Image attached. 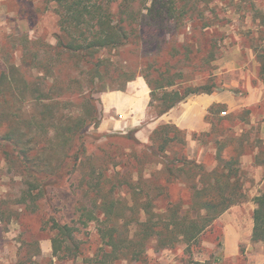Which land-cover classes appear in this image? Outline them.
<instances>
[{
	"label": "trees",
	"instance_id": "16d2710c",
	"mask_svg": "<svg viewBox=\"0 0 264 264\" xmlns=\"http://www.w3.org/2000/svg\"><path fill=\"white\" fill-rule=\"evenodd\" d=\"M45 1L55 6L58 18L55 42L44 44L41 38L22 36V43L34 48L22 46L26 53L20 66L9 63V56L4 57L0 71V147L9 150L8 160L23 178L14 205L23 206L21 213L35 209L51 190L60 194L69 191L65 186L68 176L80 171L73 190L80 196L73 204V220L61 223L55 216L50 218L52 256L58 260L82 258L90 264L139 262L153 243V248L162 250L198 241L222 214L246 201L240 175L242 158L250 156L253 166L264 168L262 128H257L252 138L247 126L250 114L264 106V98L256 106L239 111L245 121L243 127L249 130L239 133L225 125H235L234 113L216 116L219 104L211 106L205 117L211 122V130L192 133L190 139L189 134L171 124H159L145 144L136 138L138 128L125 135L97 134L102 142H89L85 133L101 123L102 104L98 109L100 100L95 95L124 92L128 83L139 79L149 90L147 107L154 110L155 119L190 96L212 95L225 88L210 74L207 79L202 76L203 82H195L193 71L199 66L191 61L195 51L190 44L174 43L165 52L172 55V63L158 65L152 56L141 70L124 65L111 69L99 54L107 50L123 54V47H133L129 52L139 53L143 50L140 44L146 41L142 33L145 28L170 35L180 34L190 25L201 35L210 32L214 36L226 22L212 15L214 11L208 13L211 0ZM240 2L252 22L257 23L260 38L252 40L250 48L264 74V0ZM209 48L215 47L210 43ZM158 50L162 52L163 48ZM211 52L200 58L201 66L212 67L215 58ZM147 54L154 55L149 51ZM72 66L88 70L86 90L79 78L70 84L58 79L64 68ZM34 71L38 76L32 75ZM52 73L56 80L45 92L44 74ZM82 74L78 71V75ZM234 91L240 97L247 95ZM67 95L81 106L80 115L63 112L62 104L69 102L64 100ZM25 105L30 106V111L24 112ZM51 131L53 135L49 137ZM203 135L210 137L204 145H212V151L205 154L211 163L188 155V141H199ZM253 202L250 241L264 246V194L255 196ZM21 213L0 208V221L8 224ZM91 225L99 247L92 258H87L78 235ZM23 243L26 246L18 264L40 255L37 240Z\"/></svg>",
	"mask_w": 264,
	"mask_h": 264
},
{
	"label": "rangeland",
	"instance_id": "374dc122",
	"mask_svg": "<svg viewBox=\"0 0 264 264\" xmlns=\"http://www.w3.org/2000/svg\"><path fill=\"white\" fill-rule=\"evenodd\" d=\"M243 5L240 0L210 1L208 13L210 10L214 11L212 15H217L220 20L226 22L223 27H219L214 36L210 35V32L201 35L199 30H193L190 25L180 34L171 32L170 35H164V31L160 32L158 29L145 28L142 33L146 37V41L143 40L140 44L139 48H143V50L139 53L132 54L129 52V49L133 47H123L126 48L123 54L107 50L99 54V58L101 61L109 63L111 69L124 65L130 66L132 70L134 66H138L137 70H141L152 60V56L157 60L158 65H164L167 62L172 63V55H167L165 52L172 49L174 43L178 45L181 43L190 44L192 46L190 49L195 51V59L191 61L194 66L196 64L199 66L193 71L195 82H203L204 78L207 79L211 75L216 82L222 83L225 87L219 92L235 93L234 90L247 92V95L242 97L233 93L235 98L239 99V104L231 108L227 105H221L216 116L222 117L221 112H226V116L234 113L236 116L235 125L232 123H225V125H231L236 133L241 132V130L249 131L248 128L243 127L245 121L240 116L239 111L243 108L256 106L264 98V74L260 71V64L256 61L255 54L250 48V45L254 44L252 40H259L258 38H260L257 23L252 22L250 13ZM54 9L55 6L45 0H0V71L5 61L4 57L9 56V63L20 66L24 53H26V50H21L22 46L34 48L29 43H22V36L26 35L30 40H40L41 38L44 44L55 42L53 37L58 32L59 26ZM210 43L215 48H209ZM261 44L264 46V40ZM207 46L208 48H206ZM160 47L163 48L162 52L158 50ZM259 49L262 50L263 48ZM148 51L154 55H148ZM210 51L215 58L212 67L211 65L209 67L201 66L200 58L202 60V57ZM70 63L73 64L72 60ZM78 71L83 74L78 75ZM87 72L86 67L80 70H75L74 67L72 69L64 68L58 79L70 84L73 79L79 78L85 87L84 90H86ZM38 74L36 71L32 73L35 77ZM44 75L47 78L42 81L44 82L42 89L47 92L49 85L56 80V74ZM142 89V87H136L135 90L141 93ZM102 94L95 95L96 100L97 97L100 98H98L100 103L97 101L98 109L102 104ZM68 96L64 97V100L69 102L62 104L63 112L73 116L80 115L81 106L75 105L73 96ZM30 109L29 105H25L23 108L24 112L30 111ZM218 112L220 113L218 114ZM100 115L102 121L103 111ZM112 115L116 116L115 113ZM154 115V110L147 107L144 125L151 123ZM248 121L247 126L252 132V138L255 137L257 128H262L263 137L264 106L250 114ZM206 127V132H209L212 128L211 122L206 121ZM129 131L105 133L100 131L99 127H91L85 133V138L89 142H98V140L102 142L103 138L97 139V134L125 135ZM52 135L53 132L51 131L49 137ZM190 138L191 134H189ZM198 139L199 141L196 139L188 141V155L190 158H197L198 160L203 158L211 163L210 158L205 154L212 151V145H204L210 137L203 135ZM8 152L9 150L5 147H0V208L9 207L21 213L23 206L14 205L13 201L22 188L23 178L19 169L9 162ZM252 163L250 156H244L240 165V175L244 183L243 189L247 196L246 201L231 207L222 214L213 226L200 236L198 241L162 250L153 248L152 245L155 244L153 243L147 249L144 260L139 262L122 260L114 264H264V246L250 241L253 227L252 215L255 208L253 198L264 194V168L253 166ZM79 176L80 171H74V174L71 173L68 176L65 186L69 187V191L60 194L51 190L40 200L35 209L26 210L21 213L19 218H12L8 224L0 221V264H18L19 261H22L20 256L26 246L23 241L33 240L38 241L40 255L29 260L24 259L25 264H90L85 263L82 258L58 260L52 256L50 237L53 232L50 231V218L55 216L61 223H70L73 220V204L80 197L79 192L76 191L74 194L73 190L78 184ZM52 203L53 205H51ZM40 226L41 229H39ZM234 234H238V242L237 245L235 242L231 247V242L236 240L234 239L235 236H232ZM78 238L83 242L82 248H86L84 256L92 258L95 250L99 247L94 226L91 225L82 229ZM235 246L237 249L232 253L231 248L234 249ZM90 247L92 249H89Z\"/></svg>",
	"mask_w": 264,
	"mask_h": 264
},
{
	"label": "crops",
	"instance_id": "0c3cea01",
	"mask_svg": "<svg viewBox=\"0 0 264 264\" xmlns=\"http://www.w3.org/2000/svg\"><path fill=\"white\" fill-rule=\"evenodd\" d=\"M136 87H142L138 93ZM231 92H217L212 95H194L188 97L184 102L170 109L167 113L157 119L154 123L144 125L147 105L149 102V90L143 80L139 79L128 83L126 90L103 93L101 96L103 120L99 128L102 132L125 131L138 128L136 138L141 143H147L149 136L159 124H171L187 134L206 132V115L208 109L216 104L227 105L229 108L239 104ZM115 113L116 116H113ZM252 232V231H251ZM236 242L238 234L232 235ZM231 248V252L236 251Z\"/></svg>",
	"mask_w": 264,
	"mask_h": 264
},
{
	"label": "built area",
	"instance_id": "2783aa9c",
	"mask_svg": "<svg viewBox=\"0 0 264 264\" xmlns=\"http://www.w3.org/2000/svg\"><path fill=\"white\" fill-rule=\"evenodd\" d=\"M221 115H222V116H226V112H222Z\"/></svg>",
	"mask_w": 264,
	"mask_h": 264
}]
</instances>
